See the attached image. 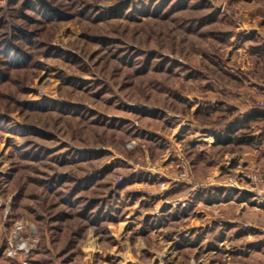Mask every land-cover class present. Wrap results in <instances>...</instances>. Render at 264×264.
<instances>
[{"label":"rangeland","instance_id":"374dc122","mask_svg":"<svg viewBox=\"0 0 264 264\" xmlns=\"http://www.w3.org/2000/svg\"><path fill=\"white\" fill-rule=\"evenodd\" d=\"M43 1L0 0V264H226L199 262L196 201L233 198L264 0Z\"/></svg>","mask_w":264,"mask_h":264},{"label":"crops","instance_id":"0c3cea01","mask_svg":"<svg viewBox=\"0 0 264 264\" xmlns=\"http://www.w3.org/2000/svg\"><path fill=\"white\" fill-rule=\"evenodd\" d=\"M246 84V113L243 127L246 132L245 143L238 145L233 142L235 138L232 137V141L227 144L245 148L241 156L234 155L235 159L231 166L236 176L230 178L239 185V189H236L239 197L233 196L234 190L228 189L224 190V194L231 192L232 199L214 197L213 200L211 196L214 195L215 189L208 187L200 193L196 201V209L199 212L196 213L197 232L191 241L195 242L193 249L198 251V254L204 248L209 251L204 257L199 258V262L204 261L203 259H206L205 262L211 261L216 255L222 254L221 250L231 248L235 249L236 253L232 251L222 254L224 261L227 260L226 264H264V200L258 196L260 189L249 180L254 174L264 178V108L254 107L258 103L264 104V81L260 83L249 81ZM234 116L232 117L237 120L238 114L235 113ZM235 132L238 133L237 127L232 136H238ZM206 138L208 145H217L216 137ZM216 184L220 186L217 189L222 188L225 181H218ZM208 198L211 203L207 202Z\"/></svg>","mask_w":264,"mask_h":264},{"label":"built area","instance_id":"2783aa9c","mask_svg":"<svg viewBox=\"0 0 264 264\" xmlns=\"http://www.w3.org/2000/svg\"><path fill=\"white\" fill-rule=\"evenodd\" d=\"M186 173V165L183 167ZM185 173L182 174V178L184 179ZM249 180L260 189L259 197L264 200V179L257 176L252 175ZM226 187L230 190L239 189L237 182L234 180H228L226 183ZM167 203V202H164ZM169 204V203H167ZM186 204H183L185 206ZM25 226L22 223L16 224L11 230L9 237L6 242V247L4 250V255L8 258H15L17 256H22L26 258L29 255L30 249L28 247V243L25 237Z\"/></svg>","mask_w":264,"mask_h":264},{"label":"trees","instance_id":"16d2710c","mask_svg":"<svg viewBox=\"0 0 264 264\" xmlns=\"http://www.w3.org/2000/svg\"><path fill=\"white\" fill-rule=\"evenodd\" d=\"M30 4H31L30 2L26 3V5L24 6V7H26L25 10H27V8H31ZM35 4H36L37 8H40V9H47L48 8L43 0H36ZM6 27H8V25H6V22H4V21L0 22V29L6 28ZM0 51H4V53H3L4 58L8 60L9 56L14 55L16 53L17 49H16V47H13V45L4 43L3 46H0ZM257 116L261 117L262 114H257ZM216 138H217L216 143L217 144L220 143L221 140L219 139V137H216ZM231 141H232V139L227 140V141H223V143H224V145H226V144H229ZM233 142H235L238 145H241V144L245 143V138L243 139V138L237 137L234 139ZM207 202L211 203V201L209 199H207Z\"/></svg>","mask_w":264,"mask_h":264}]
</instances>
